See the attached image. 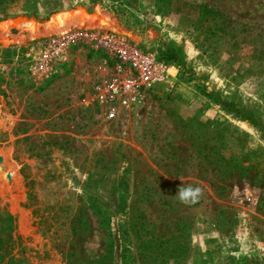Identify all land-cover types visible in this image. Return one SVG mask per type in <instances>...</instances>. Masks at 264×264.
<instances>
[{"label": "rangeland", "instance_id": "obj_1", "mask_svg": "<svg viewBox=\"0 0 264 264\" xmlns=\"http://www.w3.org/2000/svg\"><path fill=\"white\" fill-rule=\"evenodd\" d=\"M98 35L178 59L116 121ZM217 97L264 124V0L0 5V264H264V136Z\"/></svg>", "mask_w": 264, "mask_h": 264}, {"label": "built area", "instance_id": "obj_2", "mask_svg": "<svg viewBox=\"0 0 264 264\" xmlns=\"http://www.w3.org/2000/svg\"><path fill=\"white\" fill-rule=\"evenodd\" d=\"M75 36H70L74 42ZM106 53L98 70L97 99L109 121H116L124 110L140 107L146 93L165 84L170 64L149 49H139L124 38L98 35Z\"/></svg>", "mask_w": 264, "mask_h": 264}, {"label": "trees", "instance_id": "obj_3", "mask_svg": "<svg viewBox=\"0 0 264 264\" xmlns=\"http://www.w3.org/2000/svg\"><path fill=\"white\" fill-rule=\"evenodd\" d=\"M12 1L13 0H0V5H4L5 3H11ZM161 59L170 60L175 63L178 62V59L175 56V54H171L166 58L162 57ZM216 102H218L226 111L235 114L236 117H239L242 120H246L250 122L264 136V124L259 118L255 117L254 115H252L247 111H244L243 109L238 108L233 102L231 101L229 102L226 99H220V97H217Z\"/></svg>", "mask_w": 264, "mask_h": 264}, {"label": "clouds", "instance_id": "obj_4", "mask_svg": "<svg viewBox=\"0 0 264 264\" xmlns=\"http://www.w3.org/2000/svg\"><path fill=\"white\" fill-rule=\"evenodd\" d=\"M202 195L203 193L200 187H193L192 185H188L180 186L175 196L178 198L181 204L187 205L198 202Z\"/></svg>", "mask_w": 264, "mask_h": 264}, {"label": "bare ground", "instance_id": "obj_5", "mask_svg": "<svg viewBox=\"0 0 264 264\" xmlns=\"http://www.w3.org/2000/svg\"><path fill=\"white\" fill-rule=\"evenodd\" d=\"M26 19V18H25ZM28 19V18H27ZM30 23H34V21H31ZM77 29V28H76ZM103 31V30H102ZM106 31V30H105ZM100 32V31H99ZM65 33H67V32H65ZM104 33V32H103Z\"/></svg>", "mask_w": 264, "mask_h": 264}]
</instances>
